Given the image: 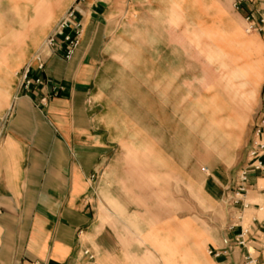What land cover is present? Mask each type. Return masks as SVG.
I'll list each match as a JSON object with an SVG mask.
<instances>
[{"label":"crops","instance_id":"obj_1","mask_svg":"<svg viewBox=\"0 0 264 264\" xmlns=\"http://www.w3.org/2000/svg\"><path fill=\"white\" fill-rule=\"evenodd\" d=\"M173 3L69 0L47 36L73 9L82 33L72 58H45L43 71L31 73L42 84L26 93L21 72L35 68L46 36L7 71L9 88L0 94V264H111L132 252L120 244L140 242L158 210L165 217V238L155 242L162 264H178L177 255L181 264L191 257V264H200L199 257L206 264H244V250L232 245L241 229L250 232L256 264H264V174H251L240 203L228 206L240 143L200 162L191 161L185 141L174 140L172 132L187 130L188 120L174 110L173 64L159 60L156 33L149 30L158 20L171 26ZM251 10L264 12V0H248L234 12L245 22ZM252 35L261 47L247 42L255 53L262 48L264 58V35ZM261 65L251 129L262 117ZM159 188L169 201L153 202ZM197 210L212 216L203 235L191 229ZM189 237L194 250L179 252Z\"/></svg>","mask_w":264,"mask_h":264},{"label":"rangeland","instance_id":"obj_2","mask_svg":"<svg viewBox=\"0 0 264 264\" xmlns=\"http://www.w3.org/2000/svg\"><path fill=\"white\" fill-rule=\"evenodd\" d=\"M232 2L174 0L171 5L175 17L168 20L171 26L158 20L157 26L152 25L149 30L156 33L151 35L158 44L159 60L173 64L174 110L188 120L187 130L172 132L175 142L185 141L191 161L200 162L216 160L215 152L220 150L226 154L238 142L235 169L239 171L245 165L252 136L251 119L258 100L256 92L264 58L262 48L255 53L254 46L247 42L252 39L261 47L254 35L246 32V23L236 15ZM68 5L69 0H0V94H6L9 88L7 71L21 66L26 54H33ZM231 113L233 116L228 120ZM227 123L232 126L226 127ZM238 126H242L243 132L236 128ZM215 127L219 130L215 131ZM127 166L132 167L133 161ZM166 189L169 192V188ZM159 191L153 202L169 201L171 195L161 193V188ZM130 197L133 201V196ZM148 198L143 196L142 201H150ZM191 199L196 196L192 195ZM157 214L158 219L153 220L146 233L137 237L140 242L120 244L122 251L128 252L132 247V252L123 258L111 259V264H162L163 253L155 242L165 238V217L160 210ZM191 216L194 217L191 229L195 232L203 235L204 230L211 228L210 214L197 210L191 212ZM201 244L207 255L209 250L203 239ZM186 246L188 251L194 250L190 237L184 238L179 252ZM145 256L149 257L144 259ZM199 258L200 264H206ZM189 260L191 264L193 258ZM177 263L181 264L179 255Z\"/></svg>","mask_w":264,"mask_h":264},{"label":"built area","instance_id":"obj_3","mask_svg":"<svg viewBox=\"0 0 264 264\" xmlns=\"http://www.w3.org/2000/svg\"><path fill=\"white\" fill-rule=\"evenodd\" d=\"M246 4H248V0H233L232 6L238 11L241 6ZM245 23L247 33L264 35V12L260 13L251 10L248 16L245 17ZM81 33V23L76 18L75 11L69 9L36 51L34 55V60L36 62L35 68L29 65L23 68L20 76V87L28 93L31 91L32 86L42 84L40 76L37 75L32 77L31 73L34 72L39 74L43 71L45 58L59 53L65 61H69L79 44ZM261 93L262 117L252 128V136L248 145L246 162L239 170L237 178L232 183L231 191L233 195L232 197L226 198L228 206H235L240 203L241 197L246 192V183L251 174H264V86ZM44 100L43 98L41 101ZM249 235L250 232L247 229H241L240 233L233 239L232 245L244 250V264H256V256H254L255 249L248 246L250 242L248 239ZM262 244L264 245V235L262 237ZM227 251L232 252L229 247ZM219 254V252L214 253L215 256ZM84 255H88V252L85 251ZM89 259H92V256H89Z\"/></svg>","mask_w":264,"mask_h":264}]
</instances>
